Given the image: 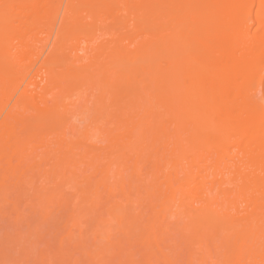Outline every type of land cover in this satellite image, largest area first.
<instances>
[{
  "label": "bare ground",
  "instance_id": "1",
  "mask_svg": "<svg viewBox=\"0 0 264 264\" xmlns=\"http://www.w3.org/2000/svg\"><path fill=\"white\" fill-rule=\"evenodd\" d=\"M57 210L113 264H264V0H0V213Z\"/></svg>",
  "mask_w": 264,
  "mask_h": 264
},
{
  "label": "rangeland",
  "instance_id": "2",
  "mask_svg": "<svg viewBox=\"0 0 264 264\" xmlns=\"http://www.w3.org/2000/svg\"><path fill=\"white\" fill-rule=\"evenodd\" d=\"M90 106H91V104H89ZM90 112V113H89ZM92 111H90V110H88V111H86V114L85 113H83V114H81L82 116H80V115H78V118H77V116L76 117H73V119L74 118H76V119H74V121L76 122L77 121V123L80 125V127L82 126V124L81 123H83V121H85L84 123H86V121L88 120V118L86 119V117H88L90 114H92L91 113ZM79 116H80V118H79ZM78 120H80L79 122H78ZM83 120V121H82ZM73 121V122H74ZM76 123V124H77ZM83 123V124H84ZM67 210H65V213H64V210H63V213H62V210H60V211H53L52 213H54V215L56 214V212H57V214L54 216V215H48L47 213H45V214H42L41 216H37L36 218L34 217V216H36V215H39V213L38 212H32V211H29V212H31L30 214L32 215L33 214V217H31L30 218V216L31 215H29V213L27 214V211H26V214L25 215H27V216H25L24 215V218H23V212H25V211H23V212H21V213H16L14 216H11V214H10V211H9V214L7 213L8 211H6V212H2V213H0V220L2 221L3 219H4V221H0V226H2V227H4L5 229H6V227L8 228L9 227V229L7 230H3V228H1L0 229V250H2V252L0 251V258L1 259H5V257L7 258V256H11V257H14V258H16V257H18V259L20 258V262H19V260L17 261V259H13V261H12V264L13 263H15V264H20V263H22V264H32V263H34V264H40V263H44L45 262V264L47 263L46 261L48 260V263H49V259H50V261L53 259V258H55V256L57 255V257H59V254H55V255H53V253H49L50 255H52L53 256V258H52V256H50V255H48L49 256V258L47 257V259L45 260V261H42V260H39L41 257L39 256V253H40V251H44V252H46V249L48 250V248H49V246H50V248H52L51 247V245H54L53 246V249H51L50 250V252L52 251V250H54V247H56V246H58L59 245V247H61L62 245H61V242H62V239H63V237H60V235H62V236H65V234H66V231H62L61 229L63 228L62 226L63 225H68V224H70V222L72 221L71 219H72V217H73V215H72V212L71 211H67ZM60 214H59V213ZM96 212V211H95ZM14 213V212H13ZM23 213V214H22ZM69 213H70V216H69ZM93 215H90L89 216V213H88V215H86V219H84V222H87V224H88V226L89 225H91L92 223H93V221H94V223H96V222H98L99 220H97V219H95L96 220V222H95V220H93L94 219V213L93 212H91ZM4 214V215H3ZM41 214V213H40ZM58 214H59V217H58ZM68 214V220H66V218H65V215H67ZM97 215H98V213H96ZM7 215V216H6ZM29 215V216H28ZM43 215H46L47 217H46V219L44 220V218H45V216L42 218V216ZM63 216V217H61V216ZM97 215H95V216H97ZM9 216H11L10 217V219H9ZM18 216H20V218H21V220L22 219H25L26 221H24V220H22V221H19L20 219H19V217ZM50 218H49V217ZM57 216V217H56ZM72 216V217H71ZM93 216V217H92ZM17 217H18V221L19 222H17ZM90 217V218H89ZM92 217V218H91ZM8 218V219H7ZM38 218V219H37ZM43 219V220H41L40 221V219ZM55 219V220H53V219ZM63 219L62 221H61V219ZM97 218V217H96ZM100 218V217H99ZM168 218L169 219H171L170 218V216H168ZM5 219H6V222H5ZM33 219V220H32ZM47 219H48V221H47ZM13 220H14V222H13ZM28 220H29V222L31 223L32 222V226H31V229L30 228H27L26 227V225H27V222H28ZM31 220V221H30ZM38 220V221H37ZM57 220H58V222H57ZM91 220H92V222H91ZM8 221H9V223H8ZM33 221H34V223H33ZM46 221V222H45ZM55 222V225H56V223H57V225L59 224V231H58V229H56V226L53 224L54 222ZM59 221H61V222H59ZM20 222L22 223L23 222V224L25 225H23V224H20ZM28 222V223H29ZM40 222H42V224H43V222H44V224L43 225H41V223ZM51 222V227H50V224H48V223H50ZM89 222H90V224H89ZM17 224V227H16V224ZM36 223V225L34 226V224ZM40 223V224H39ZM60 223H62V224H60ZM93 223V224H94ZM9 224V225H8ZM4 225H6V227L4 226ZM20 225V226H19ZM47 226V230H48V232H46V226ZM61 225V226H60ZM13 226L15 227V228H13ZM40 226V227H39ZM49 226V227H48ZM69 226V225H68ZM68 226H66V228H68ZM11 227V228H10ZM19 227H24V228H21V231H22V233L21 234H19V236H20V238L18 237V234L16 235V232H17V229L19 228ZM26 227V228H25ZM33 228H35V229H37V230H35L34 229V231H32V229ZM40 228V229H39ZM41 228H42V230H41ZM48 228H50V230L48 229ZM52 228H54V229H56L55 230V233L53 232V230H52V233H50L51 232V229ZM65 228V227H64ZM26 229H28V230H26ZM44 229V230H43ZM11 230V232L9 233V231ZM7 231H8V233H7ZM25 231V232H24ZM29 231H30V234H29ZM44 231V232H43ZM50 231V232H49ZM61 231L63 232V233H61ZM4 232H6V235H4L3 236V234H5ZM15 232V233H14ZM23 232H24V234L26 233L27 234V236L29 237V236H31L30 237V239H28L29 241H27L26 240V238H28L27 236H26V234L24 235L23 234ZM32 232V233H31ZM34 232H36L35 234H33ZM39 232V233H38ZM60 232V234H58V233ZM88 232H89V228H88ZM91 232L92 231H90V233H87V230L84 232L85 233V237L83 236L82 238H83V242H85L84 244H91V242H93L92 241V239H94L95 238V234H91ZM1 233H2V235H1ZM39 235H38V234ZM41 233H42V235H41ZM133 233V232H132ZM136 233V232H135ZM134 233V235H136ZM8 234H9V236H8ZM32 234V235H31ZM49 234L51 235V237L49 236ZM54 234H56V236L54 235ZM64 234V235H63ZM121 233L119 232V234L117 233L116 234V236L118 235V237H116V238H118V240L117 241H119V240H121V241H123L124 243H125V245L127 244V242H125V241H127L128 239H126L125 240V237H126V235L124 234V232H123V234L125 235V237L124 236H122V234L120 235ZM13 235H14V237H13ZM53 235V236H52ZM130 235V234H129ZM133 235V234H132ZM133 235V236H134ZM8 236V237H7ZM10 236H11V238H10ZM22 236H24V238L22 237ZM36 236V240H34L33 241V239H34V237ZM40 236V237H39ZM92 236V237H91ZM115 236V235H114ZM121 236H122V239H120L121 238ZM66 237L68 238V236L66 235ZM65 237V238H66ZM87 237H89V238H87ZM97 237V236H96ZM127 237H129V236H127ZM126 237V238H127ZM132 237V236H131ZM13 238H14V240H13ZM19 238V240H17ZM42 238V239H41ZM53 238V239H52ZM56 238V239H55ZM66 238V241H70L71 239L70 238H68L67 239ZM84 238H85V240H84ZM116 238H115V240H116ZM133 239H132V241L133 240H135V237H132ZM5 239V240H4ZM7 239H9V242H8V240ZM12 239V240H11ZM17 240V242L19 243H16L15 244V246H14V248L16 247V249H17V251H19V252H17V251H15L16 249H14L13 247H10V246H12V245H14V243H15V241ZM47 239L49 240V241H47ZM51 239L53 240V242L51 243ZM60 239V240H59ZM89 239H90V242H89ZM2 240V241H1ZM26 240V241H25ZM65 240V239H64ZM76 240H79V238L78 237H76L75 239H73V242H72V247H71V241L69 242V245L67 244V243H65V241H64V243L65 244H67V246H69V248H67V250L64 248V250L67 252H69V255H66L65 256V258H64V260H66V261H69V260H67V259H70L71 261H70V263L72 262V264H77V263H79V264H82V262H84V264H86V262L88 261V264H89V262L90 263H92L91 261H93L94 260V258H93V253H95V250H100L101 251V249L103 250L102 251V254H104L105 255V253H104V251H105V248H108L107 247V245H108V243L107 242H105L104 240H102V241H97V244L95 243L96 242V240L94 241V243H92L91 245H88L87 247L85 246V249L87 250V255H86V253H85V251H84V249H82L81 247H78V246H75V241ZM86 240H88V241H86ZM125 240V241H124ZM4 241V242H3ZM12 241H14V242H12ZM45 241H46V243H45ZM56 241H57V243H56ZM59 241V242H58ZM61 241V242H60ZM116 241V242H117ZM7 242V243H6ZM12 242V243H11ZM31 242L33 243V247H32V245H30L31 244ZM37 242H39V243H37ZM48 242H50L49 244H48ZM135 242H137V241H135ZM134 241L132 242V243H135ZM3 243V244H2ZM28 243H30V244H28ZM36 243V244H35ZM56 245H55V244ZM64 243H63V246L62 247H65L64 246ZM99 243H101V244H99ZM103 243V244H102ZM106 243V244H105ZM131 243V245H133ZM139 243V242H138ZM11 244V245H10ZM28 244V245H27ZM40 246H39V245ZM41 244L42 245H45L44 247L43 246H41ZM49 246H48V245ZM94 244H96L95 245V247L97 246V248H92V245H94ZM123 244V243H122ZM121 244V246H120V248L123 250V252H122V255L124 256V255H127L128 254V250H127V248H128V244L126 245V247L124 246V244L122 245ZM130 244V243H129ZM136 245H137V243H135ZM19 245H20V248H18L19 247ZM61 245V246H60ZM73 245H74V249H73ZM112 245V244H111ZM111 245H109V251L110 252H108V250H106V255L104 256V258H99L98 257V259L97 260H99V261H101V262H99L100 264H108L109 262H111V263H109V264H113L114 262H115V260H116V256H115V260H114V255H115V253H114V248H116V247H114V246H111ZM135 245V247H133L134 249H137L138 248V246L139 245H137L136 246ZM169 246H173V244H168ZM8 246H9V248H8ZM24 246V247H23ZM48 246V247H47ZM134 246V245H133ZM30 247H31V249H30ZM36 247V248H35ZM47 247V248H46ZM91 247V248H90ZM102 247V248H101ZM111 247H113V250L112 249H110ZM124 247V248H123ZM174 247V246H173ZM173 247L171 248L170 247V249H172L173 250ZM9 250H8V249ZM11 248V249H10ZM12 248H13V250H12ZM27 250H26V249ZM28 248H29V250H28ZM49 248V249H50ZM71 248V253H70V250H68V249H70ZM118 248V247H117ZM125 248H126V250H125ZM73 249V250H72ZM93 249V250H92ZM174 249H175V247H174ZM4 250H5V252H4ZM36 250V252L38 253L37 254V257H38V259L36 258V255H33ZM40 250V251H39ZM90 250L92 251V253L90 252ZM137 250H139L140 251V247L137 249ZM169 250V249H168ZM178 250V249H177ZM14 251V252H13ZM80 251H82L81 252V254H80ZM98 251H97V253H98ZM111 251H113V252H111ZM166 251H167V249H166ZM16 252V254L14 255V253ZM31 252H33V253H31ZM48 252H49V250H48ZM107 252H108V259H107ZM127 252V253H126ZM135 252H136V250H135ZM174 252L176 253V249L174 250ZM180 252V250L178 251V253ZM182 252V251H181ZM12 253V254H11ZM25 254V256H24V254ZM47 253V252H46ZM73 253H74V255H73ZM97 253H95V255L94 256H96V254ZM126 253V254H125ZM170 253H172V251L170 252ZM178 253H176L177 254V256H179V254ZM4 254H5V256H4ZM31 254V255H30ZM70 254H72V255H70ZM85 254V256H82V260H81V255H84ZM100 254H101V252H100ZM102 254L100 255V257L102 256ZM98 255H99V253H98ZM140 255L142 256V254H141V251H140ZM181 255V258H182V256H183V253H181L180 254ZM34 256V257H33ZM71 256H73V257H71ZM89 256L91 257V260H90V258H89ZM136 256V255H135ZM28 257V258H27ZM51 257V258H50ZM62 257H63V255H62ZM62 257H60V258H62ZM67 257H70V258H67ZM78 257V258H77ZM103 257V256H102ZM110 257V258H109ZM113 257V258H112ZM27 258V259H26ZM34 258V259H33ZM59 258V259H60ZM85 258H88V260L87 259H85ZM92 258H93V260H92ZM96 258H97V256H96ZM96 258H95V260H94V264L96 263L97 264V262H96ZM136 258H138V260L139 259H141L140 258V256H139V254H138V251H137V257ZM79 259L82 261L81 263H80V261H79ZM84 259H85V261H84ZM110 259V261H107V260H109ZM26 260V261H25ZM37 260V261H36ZM73 260V261H72ZM112 260V261H111ZM2 261V260H1ZM15 261V262H14ZM39 261V262H38ZM41 261V262H40ZM55 263H57L58 264V260L57 261H55V259L53 260ZM59 261H61V260H59ZM79 261V262H78ZM107 261V262H106ZM179 261H180V259H179ZM17 262V263H16ZM63 263H64V261H62ZM42 263V264H43ZM47 263V264H48ZM55 264V263H53V262H50L49 264ZM60 263V262H59ZM65 263H68V262H65ZM64 263V264H65ZM98 263V264H99ZM155 264V263H154ZM156 264H160V263H156ZM162 264V263H161Z\"/></svg>",
  "mask_w": 264,
  "mask_h": 264
}]
</instances>
